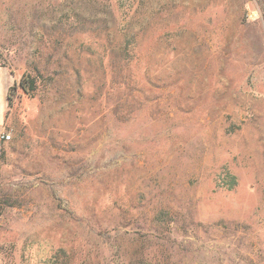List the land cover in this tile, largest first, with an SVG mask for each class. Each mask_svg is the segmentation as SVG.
<instances>
[{"label": "rangeland", "instance_id": "rangeland-1", "mask_svg": "<svg viewBox=\"0 0 264 264\" xmlns=\"http://www.w3.org/2000/svg\"><path fill=\"white\" fill-rule=\"evenodd\" d=\"M0 65V264H264V0H0Z\"/></svg>", "mask_w": 264, "mask_h": 264}, {"label": "crops", "instance_id": "crops-1", "mask_svg": "<svg viewBox=\"0 0 264 264\" xmlns=\"http://www.w3.org/2000/svg\"><path fill=\"white\" fill-rule=\"evenodd\" d=\"M1 74L3 76L4 81L6 82L5 83V88H4V104H3V108H2V115H3L4 114V111L6 109V94H7V88H8V86L12 82V77L10 76L8 70L5 67H3V66L0 65V75ZM2 119L3 118L0 117V124L2 123Z\"/></svg>", "mask_w": 264, "mask_h": 264}, {"label": "built area", "instance_id": "built-area-1", "mask_svg": "<svg viewBox=\"0 0 264 264\" xmlns=\"http://www.w3.org/2000/svg\"><path fill=\"white\" fill-rule=\"evenodd\" d=\"M10 139V134L0 132V153L3 150L4 144Z\"/></svg>", "mask_w": 264, "mask_h": 264}, {"label": "trees", "instance_id": "trees-1", "mask_svg": "<svg viewBox=\"0 0 264 264\" xmlns=\"http://www.w3.org/2000/svg\"><path fill=\"white\" fill-rule=\"evenodd\" d=\"M21 87L23 89H27V91L30 89L32 90L33 89V81H29L26 85H23V83L21 82Z\"/></svg>", "mask_w": 264, "mask_h": 264}]
</instances>
